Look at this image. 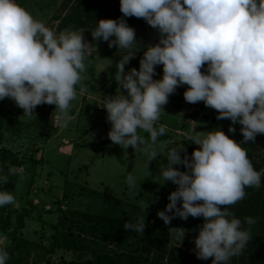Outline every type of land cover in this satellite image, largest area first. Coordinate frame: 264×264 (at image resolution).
Listing matches in <instances>:
<instances>
[{"label": "clouds", "instance_id": "1", "mask_svg": "<svg viewBox=\"0 0 264 264\" xmlns=\"http://www.w3.org/2000/svg\"><path fill=\"white\" fill-rule=\"evenodd\" d=\"M120 12L122 18L100 19L91 30L93 40L129 51L116 64L115 95L102 99L111 124L107 137L114 145L142 150L147 164L155 160L160 154L158 138L167 132L165 125L158 124L163 106L183 85L187 86L184 100L203 102L217 111V120H230V133L236 131L233 125L242 126L241 142L220 128L194 130L192 143L198 148L191 157L181 156L184 147L159 146L166 152L167 164L160 165L156 182L177 187L165 209L157 212L158 218L165 225L176 217L202 218L194 238L197 258L228 264L242 255L251 239L243 223H255L252 217L242 222L229 208L246 198V188H259L264 176L242 146L264 134V0H120ZM123 17L143 19L159 33L158 43L145 47L139 69L127 72L125 65L140 44ZM83 32L56 33L16 0H0V100H13L24 116H35L36 107L47 104L55 105L58 119L69 117L78 91L87 90L85 60L94 45ZM134 46L138 50L132 54ZM158 65L163 75L154 79ZM174 165H183L186 171ZM0 183L7 184L8 176L0 177ZM126 183L137 187L131 173ZM15 203L13 193L0 191V207ZM145 215L123 228L143 234ZM168 231L182 242L189 230ZM8 260L7 250L0 249V264Z\"/></svg>", "mask_w": 264, "mask_h": 264}, {"label": "rangeland", "instance_id": "2", "mask_svg": "<svg viewBox=\"0 0 264 264\" xmlns=\"http://www.w3.org/2000/svg\"><path fill=\"white\" fill-rule=\"evenodd\" d=\"M16 2L56 33L66 30L84 31L85 40L96 47V50L94 46L89 48V55L85 60L87 72L83 83L87 90L83 93L78 91L77 98L72 101L69 117L58 119L54 112L55 105L47 104L37 106L35 116H24L23 109L13 100H0V113L6 125L4 143L17 150L23 158L12 192L17 211L27 210L31 213L25 217L22 234L32 243L23 247V254L29 256V262H34L40 252L42 255L45 251L40 248V244H52L56 234L54 224L63 216L67 220L59 221L55 250L46 255L51 264H76V260L91 258L96 252L111 256L121 252L137 253L136 238L132 233L115 227L112 220L127 216L136 223L145 214L146 220L147 216L157 215L158 211L165 209L167 203L164 202V193L169 189L174 191L177 185L174 184L173 187L171 182L163 185L156 182L160 180V165L167 164L166 152L160 150V144L171 148L183 137L192 138L195 131H211L216 128L224 131L227 119L217 120V111L206 107L203 102L191 104L185 100H176L172 103L169 99L163 106L165 113L161 114L158 121V124L167 128L166 134L158 138L157 148L160 154L147 164V154L142 150H134L131 146L122 149L108 139L111 124L106 119V109L102 108V99L115 95L117 89L116 73L112 69L110 56L122 59L129 51L109 47L108 42L102 40H93L91 30L100 19L122 18L120 0H112L111 5L96 13L84 27L63 30L59 29L61 20L76 3L75 0ZM123 19L135 29L140 50L137 51L138 46H134L131 53L135 54L137 51L134 58L140 60L147 45L158 43L159 33L143 19ZM161 71L162 65L156 66V73ZM186 88V85L178 87L177 95ZM198 108L201 109L198 117L187 119V126L183 128L181 124L184 114ZM141 135L145 138L148 136L143 132ZM174 167L180 170L179 165ZM129 173L137 181L134 189L126 183ZM167 184L170 187H166ZM254 193L253 195H257ZM88 216L97 221L95 224L98 227L92 232L80 231V237L69 235L70 230H73V234L78 233L80 222H87ZM71 217L74 218L73 224L70 222ZM14 218L16 220V215ZM106 218L111 221L108 222ZM103 223L104 230L99 228ZM68 225L73 228H68ZM263 231L252 234L249 243L260 240L264 235ZM9 240V234L0 232V244ZM161 248L166 252V259L170 255L181 263L208 262L197 258L195 244L186 235L179 242L175 234L170 232Z\"/></svg>", "mask_w": 264, "mask_h": 264}, {"label": "trees", "instance_id": "3", "mask_svg": "<svg viewBox=\"0 0 264 264\" xmlns=\"http://www.w3.org/2000/svg\"><path fill=\"white\" fill-rule=\"evenodd\" d=\"M76 3L71 6V8L63 16L59 29H80L84 27L88 21L96 14L102 11L108 5L112 4V0H75ZM111 61L113 62V71L117 73V64L121 58L116 56H110ZM139 59L133 58L130 62L125 65V71H129L131 68L139 69ZM115 63V64H114ZM206 67V66H205ZM204 71V69H202ZM163 71L156 73L155 79L162 78ZM184 86V85H183ZM178 96L177 91L170 95L169 99L172 103H175L176 100L184 101L183 93ZM203 105H201L202 107ZM198 108L196 110H191L186 112L183 116L182 127L186 128L187 119H195L199 115ZM231 121L227 119L224 132L230 138L234 139L237 142L243 140V136L240 132L242 127L239 123L233 125L236 131L235 133H230L228 131ZM5 120L2 114L0 113V177L8 176V183H0V191L13 192L17 180H18V170L23 164V158L17 150L10 148L5 145L4 141V132H5ZM192 138L183 137L180 141L176 143L175 148H182L186 151H182L180 154L183 157L188 155L191 157L192 152L198 148V145L192 143ZM243 147L246 148L249 159L251 160L255 170L264 171V134H258L256 136L255 142H248L243 144ZM260 148V149H259ZM181 171H186L183 165H179ZM11 170H15L12 172ZM170 187V184H167L166 187ZM173 187L175 185L173 184ZM247 196L240 203L230 206L229 210L235 215L236 218L244 221L245 217H252L255 221L252 225L243 223V227L248 229L251 234H258L264 230V176H262L261 186L259 188H246L245 189ZM254 192L257 193V195ZM171 193V189L164 193V202L169 203L168 196ZM164 210V209H163ZM16 215V220H15ZM31 215L30 211L21 210L17 211V208L13 204H8L0 207V232L3 234H9L10 240L6 243L0 244V249H5L9 253V260L6 264H51L50 258H47V253H53L56 247L57 231L59 226V221H65L67 218L62 217L54 227L56 228V234L54 241L50 246H44L40 244L45 252L42 255L39 253V257L34 262H29L28 257L23 254V247H27L32 243L28 238L22 234V229L24 227L25 217ZM171 215V213H169ZM73 219L71 217L70 222L73 224ZM107 219V218H106ZM105 219V220H106ZM108 220V219H107ZM77 221V219H76ZM74 222L77 224V222ZM111 220H108L110 222ZM90 222V223H89ZM92 217H87V222H80L78 226L79 232L73 234V230L69 231V235H74L75 237H80V231H93L98 226L95 224ZM113 225L118 229L125 230L123 228L125 223L135 224V221L131 217L124 218H113ZM89 223V224H88ZM105 223V222H104ZM102 224L99 228H103L105 224ZM146 228L143 232L137 233L134 230H128L136 238L138 242V252L137 253H127L121 252L116 255H110L108 253H93L91 258H86L84 260H76V264H187L186 262H178L173 256L169 255V258L166 259V252L164 248H161L162 245H165L166 237L170 233L169 228H179L183 227L188 229L186 236L191 238L194 243V238L198 235V226L203 223L202 218H192L191 216L185 221L176 217L171 220L169 225L158 218L157 215H149L145 220ZM90 225V226H89ZM89 226V227H88ZM68 228H73L68 225ZM89 229V230H87ZM102 231V230H101ZM126 231V230H125ZM264 232V231H263ZM35 244V243H33ZM206 264L212 263V258L207 259ZM264 264V235L260 240H256L252 243L248 242L247 247L243 250L242 255L232 257L228 264Z\"/></svg>", "mask_w": 264, "mask_h": 264}]
</instances>
